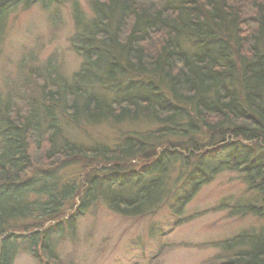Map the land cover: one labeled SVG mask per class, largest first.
Masks as SVG:
<instances>
[{
    "label": "trees",
    "instance_id": "obj_1",
    "mask_svg": "<svg viewBox=\"0 0 264 264\" xmlns=\"http://www.w3.org/2000/svg\"><path fill=\"white\" fill-rule=\"evenodd\" d=\"M66 1L0 0V35L8 10ZM89 4L92 16L74 8L68 42L83 61L72 77L49 60L0 98V264L13 263L18 240L46 241L99 197L124 216L150 212L178 189L168 184L178 164L190 186L182 206L228 169L264 203V0ZM106 122L149 126L128 128L114 147L86 149L68 134ZM72 161L84 170L73 190L54 179ZM242 210L263 215L264 205ZM45 218L40 233L15 224ZM236 241L224 264H264V235Z\"/></svg>",
    "mask_w": 264,
    "mask_h": 264
},
{
    "label": "rangeland",
    "instance_id": "obj_2",
    "mask_svg": "<svg viewBox=\"0 0 264 264\" xmlns=\"http://www.w3.org/2000/svg\"><path fill=\"white\" fill-rule=\"evenodd\" d=\"M76 4L92 16L89 0H68L49 6L34 2L7 11L0 35L1 99L5 100L16 86H23L29 72L43 69L49 60L67 78L80 68L83 59L68 42L74 30ZM148 126L129 122L90 126L74 123L68 126V134L86 149L101 143L114 147L128 128L144 130ZM209 137L200 133L196 140L206 143ZM158 144L160 140L154 143L151 153H155ZM178 165L168 182L178 189L157 208L144 215L124 216L99 197L74 217L70 213L46 241L18 240L12 264H224L241 249L229 247L237 243V238L249 233L264 235V214L242 210L249 201H256L259 206L264 203L257 200V193L249 191L240 172L220 171L182 206L190 186L187 184L184 190V181L178 179ZM83 171L81 163L72 161L57 169L54 179L70 184L73 190L80 185ZM28 196L33 198L34 194L29 192ZM46 219L15 224L37 231L49 224Z\"/></svg>",
    "mask_w": 264,
    "mask_h": 264
}]
</instances>
